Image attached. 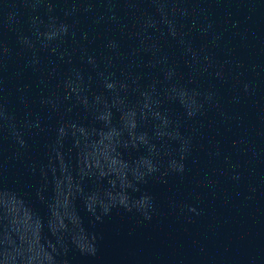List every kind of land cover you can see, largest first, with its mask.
<instances>
[{
    "label": "water",
    "instance_id": "1",
    "mask_svg": "<svg viewBox=\"0 0 264 264\" xmlns=\"http://www.w3.org/2000/svg\"><path fill=\"white\" fill-rule=\"evenodd\" d=\"M0 90L82 264H264V0H0Z\"/></svg>",
    "mask_w": 264,
    "mask_h": 264
}]
</instances>
